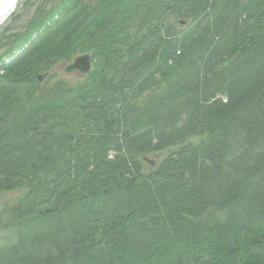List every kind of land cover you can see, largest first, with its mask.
<instances>
[{
    "label": "trees",
    "instance_id": "obj_1",
    "mask_svg": "<svg viewBox=\"0 0 264 264\" xmlns=\"http://www.w3.org/2000/svg\"><path fill=\"white\" fill-rule=\"evenodd\" d=\"M68 1L0 67V192L30 189L0 220V264H159L150 247L165 264H264V0H145L151 33L35 98L37 73L105 47L139 0Z\"/></svg>",
    "mask_w": 264,
    "mask_h": 264
},
{
    "label": "rangeland",
    "instance_id": "obj_2",
    "mask_svg": "<svg viewBox=\"0 0 264 264\" xmlns=\"http://www.w3.org/2000/svg\"><path fill=\"white\" fill-rule=\"evenodd\" d=\"M64 1L66 2L68 0H18L17 1L15 9L7 16V19L0 25V67L2 66V64L6 65L10 60H12V58L8 59L9 54L16 52L17 55L19 56L26 49V47L29 46L33 42V40H35L39 36L41 31L39 30L38 33L37 28L35 26H37L39 22L44 21L48 18L49 19L47 21L49 22L51 20L52 22L54 18L50 16L54 13H57V9L59 10L61 8ZM78 1L84 5L86 3H92L93 5H95L98 0H78ZM139 1L137 2L136 5H133L134 8L130 12V14L128 16H125V21L124 22L121 21L120 25H117L119 27L116 28L117 30L116 33L114 34L116 36L115 37L116 39L111 40V42L105 43V47L103 48H99L97 50L77 52L72 57V61L70 62L63 61L62 63H58L49 74L48 71L43 75L37 76V82L35 83V86L32 87V91H33L32 96L35 98H40L41 92H46V93L51 92V90L58 87L61 83L67 85L68 87H76L78 85H81L84 81H88L86 79H89L93 75L94 69L96 70L95 65L99 63V58L98 59L95 58V55L98 56L104 53H108L112 46L119 48L120 45V48L122 50L129 49V48H125L124 46L125 44H127V46L128 44H132L131 43L132 36L133 37L138 36V38L139 37L143 38L145 35L151 33V28H154V26L156 27L157 25L155 22L158 21V19H156V16H159L157 14V12H159L158 8L153 7L148 2H145V0H144L145 3ZM240 1H241L240 4L245 5L244 2H247L248 0H240ZM191 21L192 19H177V17L171 15L168 19L165 20V23L166 26H170L173 29H175L174 31L179 32L187 29L191 24ZM106 45H112V46L106 47ZM135 45H136V41H135ZM150 48L152 50V47ZM258 49L260 50V48ZM259 50L256 51L253 56L256 57ZM177 55H180V53L178 52ZM85 56L89 58L90 69L88 72L84 73L80 70H72L70 72L65 71L66 67L67 66L69 67L75 59ZM174 65L175 63L169 64L170 67H173ZM176 65L173 68H176L177 67ZM167 77L168 78L163 80L164 82L168 80H173L175 78V74H173L172 76L169 75ZM194 142H195L194 140H189V143H194ZM72 144L75 143L72 142ZM171 150L174 151V149H169V150H165L161 154H154L152 157L150 156L147 159V163H145L143 169L149 172V174L152 173V171L159 170L163 166V162L165 158L168 156V154L172 152ZM28 191H30V189L29 190L21 189L19 191H12V192L10 191L0 192V220L1 218H6L7 214L14 209V206L17 205L19 201H21L22 199L26 200L25 196L28 193ZM0 230L2 231L1 227ZM7 230L9 229L7 228ZM99 231H100L99 228L94 230V233L97 236L96 237L97 242L103 239ZM120 236L125 237V235H121V234ZM2 245L3 242L1 241L0 247ZM148 251L152 253L154 252L159 253L161 255L159 264H165L169 260L163 254L164 250H162L161 247L160 248L150 247ZM101 252L107 255V253L104 250H101ZM174 253L175 254L172 255L173 258L171 261H173L176 256H178L179 258L178 255L179 252L175 251ZM93 254L97 255L96 251H93ZM107 258H111V256L107 255ZM156 258L158 259V257ZM242 259H247V258L243 257ZM198 264H204V259L202 257L200 258ZM220 264H226L224 258L222 259Z\"/></svg>",
    "mask_w": 264,
    "mask_h": 264
},
{
    "label": "bare ground",
    "instance_id": "obj_3",
    "mask_svg": "<svg viewBox=\"0 0 264 264\" xmlns=\"http://www.w3.org/2000/svg\"><path fill=\"white\" fill-rule=\"evenodd\" d=\"M4 2H6V0L4 1ZM15 56V57H14ZM14 59L16 58V57H18V55H17V53L15 52L14 53ZM12 57V58H13ZM64 58H66V59H64L63 61H72V59H69L70 57L69 56H64ZM79 59V58H78ZM11 61H13V60H10L9 62H8V64L11 62ZM76 61H77V59H75L72 63H71V65L69 66V67H71V66H73L75 63H76ZM60 63H62V62H60ZM57 65V64H56ZM55 65V66H56ZM55 66L48 72V74L55 68ZM68 66L66 67V72L68 71V68H69ZM44 73H46V72H44ZM43 72H39V73H37V75L39 76V75H43L44 74ZM70 88H73V87H70ZM70 98H72V96H70ZM157 153H155V154H161V153H159V151H156ZM164 152V151H163ZM154 154H150V155H146V156H143L142 158H141V160H140V162L143 164V166L145 165V163H147V159L151 156H153ZM4 221H8V217H6V218H4ZM19 222V220L17 221V223ZM9 222H7L6 224H8ZM11 224L9 223V225H7V226H10ZM134 225V224H133ZM135 226H136V224H135ZM162 229H165L166 228V226H162L161 227ZM132 229H134L135 230V227H131V230L129 229H122L121 231H120V234H125V235H127V234H130V233H132V232H134V230H132ZM165 232H163L161 235H159L161 238L165 235V234H167V230H164ZM188 237H183V238H181V242H182V244H183V246L184 247H190V245H188V244H184L185 243V240L187 239ZM0 239H1V241L3 242V243H5V244H8L11 240H10V238H9V236L3 231V229H2V231L0 232ZM166 238L165 237H163V240H165ZM0 241V242H1ZM177 251V250H176ZM203 252L204 251H202V254H203ZM204 258H206V259H208L209 258V256H208V254H205L204 253Z\"/></svg>",
    "mask_w": 264,
    "mask_h": 264
},
{
    "label": "water",
    "instance_id": "obj_4",
    "mask_svg": "<svg viewBox=\"0 0 264 264\" xmlns=\"http://www.w3.org/2000/svg\"><path fill=\"white\" fill-rule=\"evenodd\" d=\"M5 0L0 1V25L7 19V16L15 9L18 0ZM90 69L89 58L81 57L77 59L76 63L68 68V72L72 70H80L84 73Z\"/></svg>",
    "mask_w": 264,
    "mask_h": 264
}]
</instances>
